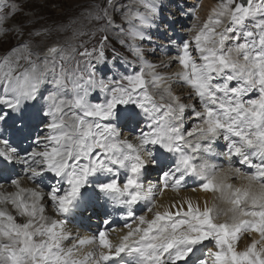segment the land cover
I'll list each match as a JSON object with an SVG mask.
<instances>
[{"label":"snow or ice","instance_id":"6c2138e0","mask_svg":"<svg viewBox=\"0 0 264 264\" xmlns=\"http://www.w3.org/2000/svg\"><path fill=\"white\" fill-rule=\"evenodd\" d=\"M4 3L5 0H0V7ZM108 4L111 7L112 0H108ZM15 7L12 5L13 10ZM151 11L155 12L156 8L152 6ZM103 13L104 17H108V9H103ZM138 19L141 24L147 22L145 16H139ZM129 34L133 38L143 39L137 29ZM194 41L201 62L197 63L193 58L190 44L184 43L179 57L183 71L176 75L194 90L203 104L202 112L197 111L195 105L180 102L170 88L164 89L170 98L169 102L158 104L148 91L143 70L135 75L124 76L111 86L102 79L97 81L94 72H89L86 78L83 75L78 78L83 83L73 84L74 98L60 99L57 92L45 97L49 105L45 115L51 117V122L47 124L49 135L42 140L36 139L35 143L43 144L44 150L32 151L24 162L31 169L33 178L48 171L66 179L70 187L64 195H58L56 189L50 194L51 201L62 215L72 210L90 177L114 173V166L131 173L127 182L123 187L118 186L116 179L99 182L96 184L99 192L114 195L119 203L127 204L129 208L144 198H151L154 205L155 197L151 189L148 197L142 195L143 186L139 177L146 166L156 163L154 153L146 151L145 146L158 145L167 152L180 154L175 169L179 176L165 173V187L171 179L173 189H178L185 175L192 174L204 181L201 184L202 191L221 192V198L231 207L227 210L215 205L209 207L205 202L201 209L199 204L194 206L188 200L187 210L173 213L166 209L163 212L156 211L153 219H146L143 215L135 218L139 223L135 227L128 225L130 230L118 245L111 243L106 232H100L98 238H81L77 245L65 250L61 242L70 238L63 231L65 221L49 222L43 214L44 206L39 203L41 194L20 188L14 194L0 195V203L10 204L18 216L27 217L25 222L18 223L16 215L6 208H0V264H87L95 253L87 252L83 259L78 260L72 258L73 249L95 244L97 239L101 249H114V252H99L96 264H100V261H108L114 255L119 256L129 247L130 238L136 235H139V239L133 243L139 247L132 250L139 254L140 264H177L193 251V246L209 238L219 248V251L211 253L213 264H264V248L257 250L258 241L253 240L244 251L238 252L233 246L239 242L240 233L247 231L258 232L264 240V0L259 3L256 0H220L195 34ZM96 51L85 48L80 54L91 57ZM57 52L56 47L49 49L50 54ZM135 52L141 55V49L135 48ZM103 56L101 44L96 59L102 60ZM19 59L28 58L16 57L13 60L5 57L7 71H3L4 66H0V86L3 88L0 105L17 114L23 112L28 102L37 100L44 77V72L30 60V68L16 74ZM146 66L151 70V83L159 88L164 77L153 70L154 65ZM220 77H223V83H213L214 79ZM231 81H238L237 86H231ZM56 84H63V73ZM97 88L105 93L110 92V98L104 103H90L87 99L89 91ZM254 89L259 93L258 98L245 101L244 96ZM120 105H135L152 118V130L142 133L137 138L139 143L120 139L114 121L123 118L127 112V109L118 108ZM189 108L202 123L193 127L186 138L180 123ZM161 109L163 116L159 117ZM6 118L7 113H0V122ZM20 128H23L22 123ZM221 131L224 132L225 140L230 136L239 138V146L236 143L229 145L230 153L240 156L242 164L256 169L250 175L242 174L239 168L229 170L234 179L248 181L243 187L233 188L223 178L217 179L216 175L209 173L207 165L198 167L192 162L193 158L184 153L185 147L194 152L200 150L201 140L212 141ZM192 137L197 138L195 146ZM2 143L7 146L8 141L3 140ZM246 149H254L253 155H259L262 163L252 164ZM210 150V146L204 148L206 152ZM16 151L15 148L10 149V152L0 151V157L11 161ZM81 160L86 162L80 163ZM69 161L75 162L70 164ZM33 166L41 167L42 171H35ZM212 173H215L214 168ZM12 184L19 188L18 181L13 180ZM226 189L229 190L227 195L224 194ZM26 195L31 198H26ZM148 211L153 209L149 208ZM229 212L233 221L231 224L214 221V214ZM128 215L131 217L132 212L129 211ZM58 226L60 231L56 230ZM165 254L167 260L164 259ZM200 264L207 262L202 260Z\"/></svg>","mask_w":264,"mask_h":264},{"label":"bare ground","instance_id":"6f19581e","mask_svg":"<svg viewBox=\"0 0 264 264\" xmlns=\"http://www.w3.org/2000/svg\"><path fill=\"white\" fill-rule=\"evenodd\" d=\"M182 1H184L188 4H184L182 6L181 11H177V9H176L173 13H171L172 16L169 19L170 24L174 25V28H176V33L179 34V35H177L178 40L173 38L176 35L175 33L171 37H169V34L171 33L169 28H167L168 30H166V29H163L164 31L161 30V33H160L159 30L156 31L151 26L148 27V25H144V26H140L142 33L144 32V34L146 35L148 32V34H150L151 37H152V35H154V37L157 40L161 39L160 41H157L159 44H155V42L152 44H149V42H146L147 44H144L145 46H143L144 48L141 49V52L150 53L151 55L140 56V55H137V53L135 51H131L130 47H128V49L127 48L126 49L130 53L129 55L134 62L135 71L133 72V74H138L143 70L145 79H146V81H148L147 86H148L149 92H153V93L157 92V93H161V94L165 95L164 89H165V86L168 85L167 88H170L171 91H173L172 93L175 96L179 97L180 102L185 103L187 105H195V107H198L197 103L198 102L201 103V101L195 95L194 90L190 86L186 88L185 84L183 82H181L179 77L176 75L177 73L180 72L181 67H182L180 65V63H179V65L176 63V62H179V56H177L176 53H179V55H181L180 48L181 47L183 48V45H181V40H182V42L188 43L187 39H185V35L189 36V34H187V33H189V30L186 29V26L188 24H191L192 22L194 24H199L200 21L203 20V18L202 17L196 18L193 14V11H191V9L190 10L188 9L189 5L191 6L192 3H196L195 0H182ZM256 2L259 3L260 0H256ZM219 3H220V0H218V1H216V0L215 1L214 0H202L201 1L202 8H201L200 14L206 15L207 13H211V10L213 8H215ZM6 5H7V1L5 0L4 6H6ZM152 5H156V4L152 3ZM1 8L2 7H0V9ZM4 8H6V7H4ZM184 10H189L190 13L183 14ZM14 12L15 11L13 10L12 7L8 8L6 11V14H7L6 17H12ZM149 15H150L149 19L152 21V23H153L152 25H154L155 19H157V17L160 15H157V14L151 15V13H149ZM130 18L131 17H129V19ZM173 18H177L178 20L172 22ZM131 20L133 21V18H131ZM249 23L251 24V21H249ZM149 25H151V23H149ZM122 27L123 26L119 25V26H116L115 28H122ZM221 27H223V26H221ZM5 31H6V29H5ZM5 31H4V33H5ZM118 32L122 34L121 31H118ZM165 32L167 34H165ZM4 33L0 34L1 39L5 38ZM9 33H11V31H9ZM162 33H163V35H162ZM151 37L149 38L146 35L145 38L152 39ZM144 40L145 39L143 37V39H138L133 44L136 47H138V46L143 44ZM170 40L174 41L173 46L169 45ZM161 41L163 42V45H164L163 47H161V43H160ZM22 42L24 43V45H26V40H24ZM55 44H57V42H52L47 47H51ZM124 44H125V42H124ZM28 46H31V45L28 43ZM59 48H60V46H59ZM62 48H63V44L61 46V50H62ZM150 48L161 49L162 52L164 53L163 56H160V57H162V59H160L158 57V59L154 62L155 56H153L154 54L150 52V50H149ZM193 48H195V45H190V50ZM107 49H108V47H107ZM167 49L172 50L173 52H171V51L165 52ZM191 51H193V50H191ZM174 52H175L176 56L174 55ZM3 54H4V52L2 54H0V66H4L5 56ZM52 55H54V54H52ZM52 55H50V56H52ZM20 57H23V55ZM9 58H11L13 60L16 59V57L14 58L12 56H9ZM47 58H51V57H47ZM21 60H22L21 64H24V59H21ZM71 60H74V62H77V63L72 65L71 63L62 62V64L64 65V69L63 68L60 69V76H61V73H63V84L62 85L56 84V80L58 78H60L58 76V73L51 71L49 73L46 72L44 74L43 82L41 83L40 89H39V96H38L37 100L34 102V106L30 110V114H24L21 117L19 114L10 112V110H8L5 106L0 105V113H7L6 120L3 122H0V124L4 127L9 126V125H14L16 123V120L18 119L20 121H23V125H24L26 123V121L30 118L29 116H32L34 118V121L30 122V124L28 125V129H30V131L32 133L34 131H39L44 136L49 135V131L47 130V124L51 122V117L45 115V113L48 111V107H49L48 102L45 100V97H47L50 93L57 92L59 96H63L67 100L74 98L75 92L73 90V84L76 82L83 83V81L79 80L78 78L82 75L86 78L88 75V72H86L87 67L89 68V66L86 64V61L88 62V56H82L81 54H79V55L73 57ZM65 61H68V60H65ZM81 62H82V65H81ZM147 64L154 65L153 70L157 74H159L160 76L164 77L163 82H165V86L160 85L159 88L153 86V84L151 83V75H150L151 70H149L147 68V66H146ZM91 67L93 70H96L98 68H102V66L99 67L98 61L94 64V66H91ZM172 67H174V68H172ZM21 68H22V66L16 67V74H19L20 72H22L24 69L27 68V66L25 65L24 69H21ZM5 69H6V66H4L2 70L5 71ZM67 70H70L68 73L71 77L74 78V81L72 83H68L66 81L65 73ZM96 80L99 81L101 79L98 78ZM102 80H104V79H102ZM66 84H67V86H66ZM109 84L111 86L112 83H109ZM2 93H3V91L0 92V94H2ZM98 94H100V100H97ZM251 95H252V91L247 93L244 96V100L246 101ZM108 98H110V92L105 93V92L100 91L98 88L94 89V90H90L88 97H87V99L90 103H104L105 100ZM169 99H170L169 97L165 98L167 103L169 102ZM156 102L158 104H160L158 101H156ZM25 108H27V107H24V109ZM118 108L127 109V112H126L127 115H124V117L118 121H114V123L117 126L118 132L121 133L120 130H121L122 126H125L129 122L127 124L128 126L125 128L124 133L122 135H120V139H128L133 143H139L137 138L142 133H146V132H149L152 130L150 127L153 123L152 118L149 117L147 114H145L142 110L137 108L135 105H120V106H118ZM190 110H192V109L189 108L188 111L186 110V112L184 113L182 122L184 121V119H186L188 117L187 113ZM9 112L11 113L10 116H9ZM77 114H79L78 111H77ZM89 119H93V118H89ZM96 119H99V118H96ZM43 121H44V124H43ZM105 122L106 121H101V123H105ZM42 125H44V126H42ZM188 125H189V123H188ZM194 125L195 126L197 125V124H195V121L193 122L192 127H194ZM182 133L184 134V132H182ZM223 134H224V132L221 131L217 135V137L212 141L201 140L200 141L201 148L198 151L194 152V151H192V149L185 147L183 149L184 153L193 158L192 162L194 164H196V161H200L199 166L200 165H207L208 169H209V173L212 175H216L217 179L223 178L224 182L228 183V184H232L233 188L243 187V186L247 185L248 181L243 180V179H234L231 172L229 171L230 169H236V168L241 169L242 166H241L240 160L242 158L240 156H237L234 153H230V152H226L225 154H223L224 149H225V144H226ZM185 136L187 138V135H185ZM191 139L193 141V146H195V141L197 138L192 137ZM227 143H236L237 146H239V138L235 137V136H230V138L227 140ZM210 145L214 148H211V150L207 151V152L204 151V148L208 147ZM214 149H218L219 151H214ZM145 150L146 151H149V150L152 151L154 153V158L156 160L157 159H159V161H161V159H163L165 161L169 160L170 163L174 164V166L169 171H166L167 168L162 169V170H165L166 172L158 175V177H159L158 181H156V177H157V174L159 173V171H158L159 167H157L156 163L149 164L148 166H146L145 169L142 171L140 177H139V181L143 186L142 190H141L142 195L145 197H148L149 196V190L151 189V192L154 194V197H155V204L154 205L152 203L151 198H144V199L138 200L135 204L131 205V207L129 208V206L127 204L119 203L118 200L114 197V195H109V194L99 192V190L96 187V184L99 182H108L111 179H116L118 186H120V187H123V185L127 182V178L129 175H131V173L127 169L119 168L118 166H114L115 167L114 173L96 176V177H90L88 185H86L83 189H81V195L78 198V200L75 203L72 210L69 213L64 214V215H62L58 212L57 205L54 202H52L50 197H48L47 194L45 193V191L42 190V188L45 185L47 186V183L44 185L43 181H47L48 178L58 179L59 183L62 184V186H64L62 190H64V189L68 190L70 186L67 184L66 179H61L60 177L55 176L54 173H51L48 171H43L42 175L36 176L35 178H33L30 174V176H28L25 179L26 181L28 180L30 182H33V183L39 185L40 188H38V187L33 188L25 180H24V184L22 181L20 182L19 188L16 187L15 185H13L12 182L1 181V183H0V195L8 196L9 194H14V193L18 192L20 190V188L29 189V190H32L35 192H39L42 196V199L39 201V203L44 206L45 210H44L43 214H44V216H46L48 218L49 222L52 220H63V221H65V223L63 225V231L66 234H68L70 237L69 239L63 240L61 242V246L65 250H67L68 248H72L73 245H77L78 240L81 238H91V237H97L98 238L100 232H106L107 238L111 241V243L113 245H118L121 242L122 237L124 235H126L128 233V231L130 230L129 227L121 226V228H120V226L116 227V225L111 229H102L101 228L102 226L97 223L98 218H105L106 221H112V222H114V221L117 222L121 218H127L129 220L134 215V210H135L134 218L130 222V225L135 227L139 223L138 219H135V218H138L141 215L145 216L146 219H153L156 211L163 212L166 209H170L173 213H176L178 211L187 210L186 201H188V200H191V202L193 203L194 206L199 204L201 209H203V207L205 206V202H207V205L209 207H212L215 205L217 208H221V209H225V210H227L231 207V205L229 203H226V201L221 198V196H222L221 192H219V191H209V192L202 191L201 190V184L204 181L202 180L201 177H198V176H195L192 174L185 175V177L183 179V182H185V184H189L188 185L189 187H187L186 189H183V190L173 189L172 186H169L167 188H164L162 186L159 187L158 183H159V185L162 183L165 173H173V174L175 173V169L178 166V162L180 160V154L177 152H167L166 150L160 148L158 145H150V144L145 146ZM245 151L249 155L252 162H255L257 165L262 163V158L259 155H253L254 149H246ZM204 158L206 159V161L204 160ZM229 158H230V160H228ZM74 162L75 161H69L70 164L74 163ZM85 162L86 161H84V160L80 161V163H85ZM6 164L10 167L14 166L13 161L12 162L7 161ZM245 165H246V168L243 170V172H246V169H248V167L250 166L248 164H245ZM213 168L215 169V173H212ZM154 169H157V171H155V173H150L147 176L148 179L146 180V182L142 183V177L144 175H146L149 170L151 171ZM20 170H21L20 165H17L16 171L19 172ZM69 171H71V169H69ZM38 172H40V170ZM243 172H241V173L245 174ZM178 176H179V174H178ZM168 183H170V181H168ZM228 191L229 190L226 189L224 194L227 195ZM62 192L63 191H61V193ZM44 197H46V200L49 202L50 206L46 205ZM26 198L30 199L31 197H30V195H26ZM98 198H101V200L99 201ZM0 208H6L13 215H16L18 223H22V222H25L27 220V217L18 216L16 213V210L10 204L0 203ZM149 208H152L153 211H151V212L148 211ZM159 208H162V209L159 210ZM129 211L132 212L131 217L128 215ZM214 218L217 219V221H216L217 223H226V222L232 221V217H231L230 212L227 214H221V215H215L214 214ZM229 223H231V222H229ZM140 226L146 227L147 225H140ZM56 230L60 231V227L58 226ZM87 230H89V231H87ZM250 232H251L250 236H248L244 232L240 233L239 242L234 243V245H233L236 251L239 252V251L246 250L247 247L251 244V242L253 240H256L259 242L257 244V250L264 248V240L261 239L260 234L254 232V231H250ZM132 238H130L129 247H127L123 252H121L119 256L114 255L112 257V259H110L108 261H100V264H140L141 258L139 256V254L132 250L135 247H139L138 244L133 243V241L139 239V235L134 236V238H135L134 240H132ZM37 239H41V237H37ZM210 240L214 244V246H212V248L205 249L204 247H202L205 244H207V242H209ZM210 240L209 239L204 240L200 244L193 246V251L191 253H189V255L183 261H179L178 264H192L197 252H201V251L205 252L204 254L206 257L207 255H211L212 252L219 251V248H217L215 241L213 239H210ZM101 250H103L104 252H110V251L114 252V249H101L99 247V241L97 239L95 244L78 246V247L74 248L72 258L78 259V260L83 259L85 253L94 252L95 255L92 258L88 259L87 264H96V261L99 260V252ZM210 257L212 258L213 256L211 255ZM164 259L165 260L168 259L167 254H165ZM207 259H208V257L203 259V261L207 262ZM212 259L214 260V257ZM211 264H213V261Z\"/></svg>","mask_w":264,"mask_h":264},{"label":"rangeland","instance_id":"374dc122","mask_svg":"<svg viewBox=\"0 0 264 264\" xmlns=\"http://www.w3.org/2000/svg\"><path fill=\"white\" fill-rule=\"evenodd\" d=\"M6 1H7V5L4 6L6 8L2 7L0 9V14H1L0 16L3 17V19H0V34H3L6 29L4 33L5 38L2 39L0 38V54L4 52L3 55L5 57L12 56L14 58L23 55V57H27L28 59H24V64H21L22 60L19 59L18 66H22L21 69H24L25 65L27 66V68H30V64H29V60H30L35 62L39 66V69H41L44 72V74L46 72L49 73L51 71H54L55 73H58V76L60 77V69L61 68L64 69V65L62 64V62L71 63L72 65H74L77 62H74V60L71 59L82 53L85 50V48L88 49V51L97 49V51L94 52L91 57H88V62L86 61V64L91 69L90 70L87 67L86 72L89 73L93 71L95 74L94 78L104 79L106 83L120 82L122 80V77L127 75H132L133 72L135 71V66L132 58L129 55L130 53L127 50L128 47H130L131 51H135V48L143 49L144 48L143 46H145L144 44H147L146 42H149L146 40L148 38L145 37L147 35V37L150 38V34H148L147 32V34L145 35L144 32L142 33L141 29L139 28V26L142 24L137 23L135 20L133 21L131 20V18H135L134 11H132L133 9L137 8L140 10L141 9L146 10L148 11V14L151 13V15L155 13L163 12L165 14L164 20L168 21L166 16H168L169 13L170 14L173 13L176 9L177 11H181L182 6L184 4H188L182 0L181 1L180 0H112V6L110 7L108 4V0H6ZM195 1L196 3H192L191 6L189 5L188 9L189 10L191 9V11H193V14L196 18L202 17L203 20H201L199 24H194L192 22L191 24H188L186 26V29L189 30V33H187L189 34V36L185 35V39H187L190 45H195L194 36L200 30V28L203 26V24L210 15V13H207L206 15H201L200 11L202 8V4H201L202 0H195ZM152 3H155L156 6L152 5ZM12 5L16 6L14 10L15 12L12 15V17H6L7 15L6 11L8 8L12 7ZM152 6L156 8L155 12L151 11ZM103 9H108V17H104ZM189 10H184L183 14L190 13ZM98 17H103V18H98ZM129 17L131 18L129 19ZM109 18L111 19V23H109ZM225 23H227V21H225ZM119 25L123 27L115 28L116 26ZM133 29L139 30V32L145 38L143 44L138 47H136L133 43L137 41L139 38H133L129 34ZM9 31H11V33H9ZM118 31H121L122 34L119 33ZM170 31H171L170 34L174 32V30H170ZM165 34L167 33L165 32ZM105 37H107L106 40L104 39ZM23 39L26 40V45H24V43L22 42L24 41ZM121 41H123V43H121ZM52 42H57V44L55 45H58V48L60 46L58 52L61 50L62 44H63V48L59 53L57 52L58 54L56 53L52 56H49L46 55L45 52L48 48L47 46ZM171 42L172 44L174 43V41ZM28 43L31 46H28ZM101 44H103L104 56L102 60L98 61L96 57L99 55ZM149 44H152V42H149ZM149 50L151 53L154 54L153 56H155L154 62L158 59V57L162 59V57L160 56H163L164 53L162 52L161 49L150 48ZM191 50H193L191 51L192 56H194L193 58L196 60L197 63H200L201 61H200L199 53L195 50V48ZM165 52H170V51L166 50ZM144 55H151V54L141 52L140 56H144ZM47 57H51V58H47ZM45 58H47V67H45V62H44ZM97 61L99 63V67L102 66V68L93 70L91 66H94V64ZM176 63L179 65V62ZM70 70H67L65 73L66 81L68 83H72L74 81V78L71 77L68 73ZM5 71H7V67ZM181 71H183L182 67L180 72ZM213 83H223V77L214 79ZM184 84L186 88L189 87V85H187L186 83ZM230 84L231 86H237L238 81H231ZM161 86H165V82L161 83ZM167 87L168 85L165 86V89ZM2 91L3 88L2 86H0V92ZM149 93L154 97L155 101H158L160 104L167 103L165 98L168 97V95L166 93L165 95L157 92L154 93L149 92ZM258 95H259L258 91L254 89L252 90V95L247 100L257 99ZM59 98L67 100L63 96H59ZM97 100H100V94H98ZM197 106H198L196 107L197 111L202 112L204 110L202 103L198 102ZM25 107L27 108L23 109V111L31 110L33 108V102H28ZM187 114L188 117L184 119L183 122L180 123L181 130L182 132H184L185 135H187V133L191 131V129L193 128L192 125L194 121L195 124L197 125L202 123V121L195 116L192 110H190ZM125 115L127 114L125 113ZM159 116L160 117L163 116V109L160 110ZM127 124L125 126H122L120 130L121 132L120 135L124 133L125 128L128 126ZM43 150H44V145L40 144V147H38L37 151H43ZM157 160L155 159V161ZM204 160L206 161L205 158ZM196 164L197 166H199L200 161H196ZM33 168L35 169V171L42 170V168L38 166H33ZM27 170L29 172L27 173V175H25L24 177L23 175L22 176L19 175L15 181H18L19 184L22 181L24 184V180L31 174V169L28 168ZM168 170H170V168H167V171ZM155 171H157V169L151 171L149 170L148 173L142 177V183L146 182V180L148 179L147 176L150 173H155ZM26 182L30 184L33 188L35 187L40 188L39 185L33 182H30L28 180ZM45 183H49V186L48 187L44 186L42 190L45 191L48 197H50V194L53 192L54 189L58 190L57 194L59 195H64L65 191H67L65 189L64 190L58 189V184L55 181V178H51V180L48 179ZM187 187L189 186L185 185L181 187L179 190L186 189ZM61 191L63 192L61 193ZM44 199L46 205L50 206L49 202L46 200V197H44ZM160 209L162 208H159V210ZM214 221L216 222L217 219L214 218ZM229 222L232 223V221ZM125 226L128 227V225ZM244 233H246L248 236H250L251 234L250 231ZM134 239L135 238L133 237L132 240ZM210 239L211 238H209V240ZM212 246H214V244L210 240L209 242H207V244H205L202 247L208 249V248H212ZM204 253L205 252L203 251L197 252L192 264H200V262L207 257H208L207 264H211L213 261L212 259L213 257L211 258L210 257L211 255H207L205 257Z\"/></svg>","mask_w":264,"mask_h":264},{"label":"water","instance_id":"95a60500","mask_svg":"<svg viewBox=\"0 0 264 264\" xmlns=\"http://www.w3.org/2000/svg\"><path fill=\"white\" fill-rule=\"evenodd\" d=\"M52 47H56V48H58V45H53V46H51V47H48V48H47L48 50L45 52L46 55H49V56L52 55V54L49 53V49L52 48Z\"/></svg>","mask_w":264,"mask_h":264}]
</instances>
